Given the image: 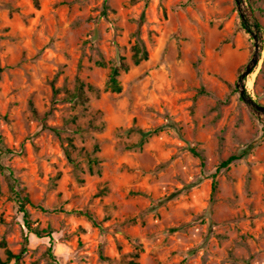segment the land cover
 I'll use <instances>...</instances> for the list:
<instances>
[{
	"label": "rangeland",
	"instance_id": "1",
	"mask_svg": "<svg viewBox=\"0 0 264 264\" xmlns=\"http://www.w3.org/2000/svg\"><path fill=\"white\" fill-rule=\"evenodd\" d=\"M240 8L262 46L246 91L264 105V0H0V241L26 249L19 264H57L50 247L60 264H264V115L237 87L255 50Z\"/></svg>",
	"mask_w": 264,
	"mask_h": 264
},
{
	"label": "trees",
	"instance_id": "2",
	"mask_svg": "<svg viewBox=\"0 0 264 264\" xmlns=\"http://www.w3.org/2000/svg\"><path fill=\"white\" fill-rule=\"evenodd\" d=\"M35 1L37 2V0H35ZM245 25H246V28L249 29L247 24H245ZM257 25L261 29V26L259 24H257ZM133 50H134L133 60H134L135 64H139L142 60L148 58V51L141 42L135 44L133 47ZM121 69L122 70H128L129 69L128 64L126 62H122V64L120 66H112L110 74H109V78L107 81V88L111 89L114 92H121V90H122V84L119 80V75H120ZM84 85L85 84L83 82H79V85L76 87V90L73 94L75 98H77L79 100H85L86 99V92L84 89ZM154 132H155V130H153L152 132H150V131L141 132L142 133L141 141L143 142L145 139H147ZM191 151L196 156L200 157L202 160V163H204V156L200 151H198L195 147L191 148ZM239 158H241V155H237V154L231 155L230 157H228L227 159H225L221 162L218 170H220L222 168H228L234 161L238 160ZM89 160L94 161L97 159L96 158H94V159L90 158ZM215 178H216V174H213L212 197L215 195V193L217 191L218 182ZM12 190L15 193L18 202L20 203V207H21L22 211L24 212L25 223H26L27 229L29 230V232L35 233L36 235L40 236L41 232L38 229L33 228L30 221L28 220L29 214H28L27 209L25 208V204L31 203V199L29 198V195L23 196L22 190H18L15 187H13ZM0 194H1V185H0ZM83 214H85L90 220H92V222L96 226L101 227L100 222L97 220V218L95 217V215L91 211H85V212H83ZM175 230H176V228L171 229V231H175ZM2 248H5V253H6L7 257L5 259H3L0 256V264H19V261L22 258V255L26 250L24 248L20 253H14L10 249L6 248V243L3 240L0 241V249H2ZM49 255L56 261L57 264H60L57 261V258L52 251V247H50V249H49ZM102 257L104 260L108 259L104 256H102ZM130 264H139V262L132 260V261H130Z\"/></svg>",
	"mask_w": 264,
	"mask_h": 264
},
{
	"label": "water",
	"instance_id": "3",
	"mask_svg": "<svg viewBox=\"0 0 264 264\" xmlns=\"http://www.w3.org/2000/svg\"><path fill=\"white\" fill-rule=\"evenodd\" d=\"M237 2H238V5L241 7L243 0H237ZM240 11H241L244 23L247 24V17L245 13L242 11L241 8H240ZM248 28L254 37L255 50H254V54L252 58L250 59V61L248 62V64L246 65L245 69L243 70V72L241 73L239 77V80L237 82V87L240 90V95L243 98V100L246 103L250 104L256 112L264 115V105L257 103L251 96L247 94V91H246V85H245L246 79L248 78L249 75L253 74L256 68L258 67L260 60H261V52H262L261 38L258 32L252 31L249 26Z\"/></svg>",
	"mask_w": 264,
	"mask_h": 264
}]
</instances>
